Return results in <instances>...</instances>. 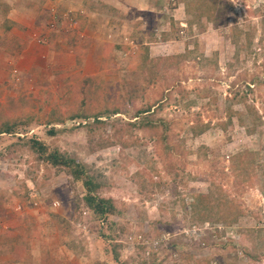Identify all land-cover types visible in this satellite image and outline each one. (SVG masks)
Masks as SVG:
<instances>
[{"label":"rangeland","instance_id":"374dc122","mask_svg":"<svg viewBox=\"0 0 264 264\" xmlns=\"http://www.w3.org/2000/svg\"><path fill=\"white\" fill-rule=\"evenodd\" d=\"M40 9L32 25L78 62L22 75L0 62V264H264V0ZM3 21L0 45L15 38ZM30 139L83 164L115 213L97 219ZM245 152L253 187L232 160ZM217 194L231 223L204 212L199 196Z\"/></svg>","mask_w":264,"mask_h":264},{"label":"crops","instance_id":"0c3cea01","mask_svg":"<svg viewBox=\"0 0 264 264\" xmlns=\"http://www.w3.org/2000/svg\"><path fill=\"white\" fill-rule=\"evenodd\" d=\"M56 0H0V17L4 31L15 38L0 45V62L13 67L17 74H30L44 67L41 62H73L77 65L76 53L63 39H55L33 22L42 20L43 9ZM72 63V64H73Z\"/></svg>","mask_w":264,"mask_h":264},{"label":"trees","instance_id":"16d2710c","mask_svg":"<svg viewBox=\"0 0 264 264\" xmlns=\"http://www.w3.org/2000/svg\"><path fill=\"white\" fill-rule=\"evenodd\" d=\"M5 29V27H4ZM151 110V107H148L144 110H140L137 112V116H142L144 114L149 113ZM113 115H116L117 112L114 110ZM93 117H95L96 122H99L102 114H95ZM143 119V118H142ZM146 121H143L139 126L145 125ZM164 123V122H163ZM5 132H11L12 126H5L3 128ZM29 143L31 144L30 147L32 150L37 151L41 157L44 158V160L53 165L57 166L59 168L64 167L67 169L70 173V175L73 177V179L80 181L82 183V186L85 190V195L83 197V201L85 203V206L97 217L99 220H105L107 219V216L110 214L115 213V207L113 206L111 200L109 199H104L98 196L96 193L100 189V186L95 184V181L91 176L88 175L86 168L81 164L79 161L69 158L67 156H64L60 154L59 151H53L50 153H47V147L43 145L42 143L38 142L37 140L30 139L28 140ZM254 155L248 154V153H243L236 155L235 157L232 158L234 167L235 169H239L240 171L242 170L245 173L247 172V165H250V168L252 170L251 174L252 177L250 178V186L253 187V181L256 180L257 175L253 173V169L251 168V165L254 163ZM241 175H246L244 173H241ZM249 175V174H248ZM200 202L204 203V207L206 210L204 211L205 213L211 215L213 212H215L216 209V215H218L219 211H222V221L224 223H227L226 221L228 220V217L231 218V216H235L237 214H234L233 207L230 206L229 202L225 199L223 194H217L214 198L205 195L199 196ZM230 223L232 222L231 219H229ZM229 223V222H228ZM106 241L111 240V237L103 236ZM111 253L113 255V259L116 262H119L120 260V255L118 252V246L117 245H112L111 246ZM125 264V263H121ZM140 264H147L146 262H141Z\"/></svg>","mask_w":264,"mask_h":264},{"label":"built area","instance_id":"2783aa9c","mask_svg":"<svg viewBox=\"0 0 264 264\" xmlns=\"http://www.w3.org/2000/svg\"><path fill=\"white\" fill-rule=\"evenodd\" d=\"M29 197L32 198V192L30 193ZM33 197L35 198V195H33ZM32 199H33V198H32ZM32 199H31V201H32V202H31V206H36L37 203H36L35 201H33ZM56 205H58V204L56 203L55 206H56Z\"/></svg>","mask_w":264,"mask_h":264}]
</instances>
